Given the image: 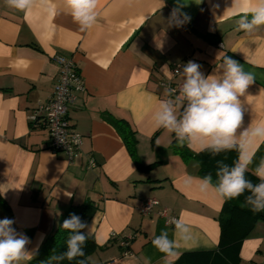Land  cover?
Masks as SVG:
<instances>
[{
    "label": "crops",
    "instance_id": "crops-1",
    "mask_svg": "<svg viewBox=\"0 0 264 264\" xmlns=\"http://www.w3.org/2000/svg\"><path fill=\"white\" fill-rule=\"evenodd\" d=\"M251 2L180 0L173 17L176 0H99L96 23L82 31L63 0H34L26 12L0 0V219L15 220L33 257L71 205L90 202L81 219L98 246L89 255L92 264H164L152 239L165 228L173 237L174 226L140 213L148 197L190 226L194 241L179 242L180 255L217 249L222 200L211 190L201 192L198 180L186 183L189 176L201 177L199 164L174 150V134L157 128L154 114L169 99L162 82H183L172 75L174 65L191 60L208 75L228 55L255 77L240 98L238 144L245 155L255 152L249 171L264 159V143L240 135L264 124V27L249 34L236 25ZM54 54L70 57L84 84L68 109L70 124L82 135L72 162L47 147L46 126L29 120L51 97L59 70ZM182 107L176 102L178 115ZM116 119L135 130L136 153L147 169L136 166ZM185 146L200 151L197 144ZM89 157L97 164L91 169ZM112 232L132 238L122 248ZM238 256V264H264V221L241 241Z\"/></svg>",
    "mask_w": 264,
    "mask_h": 264
},
{
    "label": "clouds",
    "instance_id": "clouds-1",
    "mask_svg": "<svg viewBox=\"0 0 264 264\" xmlns=\"http://www.w3.org/2000/svg\"><path fill=\"white\" fill-rule=\"evenodd\" d=\"M176 2L173 17L180 14V0ZM63 3L82 31L96 23L99 0H63ZM5 4L9 8L26 12L33 6L34 0H5ZM238 15V31L250 34L264 27V0H252ZM201 68L200 64L190 60L182 69L176 70L183 82L178 89H166L169 99L160 102L154 114L155 125L174 134L180 145L191 147L197 144L200 151L212 155L238 149L240 154L231 166L219 164L215 182L212 173H208L198 178L189 176L186 183L198 180L201 192L211 190L222 201L244 197L241 207H247L253 213L264 212V159L252 169L251 174L256 177V182H253L248 173L255 152L245 155L244 149L238 144L237 134L244 115L240 98L245 96L246 90L254 83V74L245 71L240 62L228 55L221 57V62L216 64L212 74L205 75ZM176 102L183 105L179 115ZM240 135L264 143V124H257ZM173 221V237L170 238L165 228L152 239V245L163 254L164 264H175L180 255L179 242L187 244L194 241L190 226L178 218H173ZM14 224V219H0V264H25L33 258L26 247L30 239L17 232ZM61 227L69 233L66 250L50 255L46 264H61L64 260L73 261L85 255L84 247L91 235V229L84 231L89 228L87 223L72 213ZM79 264H83V261Z\"/></svg>",
    "mask_w": 264,
    "mask_h": 264
},
{
    "label": "trees",
    "instance_id": "trees-1",
    "mask_svg": "<svg viewBox=\"0 0 264 264\" xmlns=\"http://www.w3.org/2000/svg\"><path fill=\"white\" fill-rule=\"evenodd\" d=\"M36 121L42 123L41 118H38ZM112 123L121 135L136 166L141 169H147L148 167L142 165L136 153L137 139L135 130L130 127L128 122L121 119H116ZM175 142L176 138L171 142L174 150L183 158L194 157L199 164V175L202 177L208 173H212L213 182L216 180L215 172L220 163L231 166L238 158V149L212 155L207 151L191 152L185 145H177ZM248 177L253 180V182H256V177L251 174V171H249ZM243 200L244 197H240L236 200L222 201L221 211L217 217L220 226V235L216 250L184 252L176 259L175 264H238V249L241 241L247 237L258 221H264V212L253 213L247 207H241ZM90 205V202L71 205L63 213L59 223L46 236L38 253L25 264H46L50 255L65 251L69 233L62 229L61 225L63 221L69 218L72 213L81 218L89 209ZM97 247L93 237L90 236L86 241L84 247L85 255L83 257H77L76 260L73 261L64 260L61 264H79L80 261H83V264H92L89 260V255Z\"/></svg>",
    "mask_w": 264,
    "mask_h": 264
},
{
    "label": "built area",
    "instance_id": "built-area-1",
    "mask_svg": "<svg viewBox=\"0 0 264 264\" xmlns=\"http://www.w3.org/2000/svg\"><path fill=\"white\" fill-rule=\"evenodd\" d=\"M52 60L58 66V74L53 86L51 97L44 103H39L30 113L29 120L37 122L41 118L42 123L48 130V144L47 147L52 151H64L66 153L67 161L72 162L80 152L82 143V135L70 124L68 118V109L76 99L77 92L83 91V80L78 72L74 61L70 57L62 54L52 55ZM182 69L180 64L174 65L172 75H178L177 69ZM168 89H178L182 83H174L172 80L162 82ZM94 159L89 157L87 161V168L91 169L96 166ZM156 207V210H154ZM140 213L144 216L152 213L164 217L168 223L173 224L174 217L167 216V208L161 206L159 201L153 197L146 198L141 206ZM111 237L117 239L119 245L125 248L131 236H121L112 232ZM126 253V250L125 252Z\"/></svg>",
    "mask_w": 264,
    "mask_h": 264
}]
</instances>
